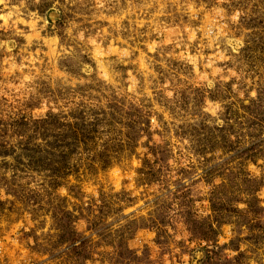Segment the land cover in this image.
I'll return each mask as SVG.
<instances>
[{"label":"rangeland","instance_id":"374dc122","mask_svg":"<svg viewBox=\"0 0 264 264\" xmlns=\"http://www.w3.org/2000/svg\"><path fill=\"white\" fill-rule=\"evenodd\" d=\"M0 264H264V0H1Z\"/></svg>","mask_w":264,"mask_h":264},{"label":"bare ground","instance_id":"6f19581e","mask_svg":"<svg viewBox=\"0 0 264 264\" xmlns=\"http://www.w3.org/2000/svg\"><path fill=\"white\" fill-rule=\"evenodd\" d=\"M0 2H1V0H0Z\"/></svg>","mask_w":264,"mask_h":264}]
</instances>
